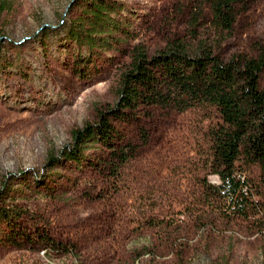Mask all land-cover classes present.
I'll use <instances>...</instances> for the list:
<instances>
[{
	"label": "rangeland",
	"instance_id": "obj_1",
	"mask_svg": "<svg viewBox=\"0 0 264 264\" xmlns=\"http://www.w3.org/2000/svg\"><path fill=\"white\" fill-rule=\"evenodd\" d=\"M9 1L10 12L0 16V190L5 183V204L20 210L26 233L39 229L55 246L0 244V264H264V234L235 230L213 242L209 230L193 227L191 202L205 175L197 162L210 124L196 111L149 109L114 122L125 143L138 148L122 167L98 146L80 169L61 160L53 172L46 167L73 130L117 102L135 47L149 56L179 43L187 53L206 49L223 61L256 57L264 46V0L234 4L230 31L214 26L208 0H115L127 11L133 38L124 53L96 60L86 80L73 74L76 51L64 39L73 0ZM257 176L252 169L250 177ZM140 197H152L155 212L136 213ZM171 218L184 228L177 239L147 224Z\"/></svg>",
	"mask_w": 264,
	"mask_h": 264
},
{
	"label": "trees",
	"instance_id": "obj_2",
	"mask_svg": "<svg viewBox=\"0 0 264 264\" xmlns=\"http://www.w3.org/2000/svg\"><path fill=\"white\" fill-rule=\"evenodd\" d=\"M214 25L230 31L233 5L242 0H208ZM64 39L75 51L72 72L90 78L96 60L109 61L104 54L124 53L133 38L131 21L123 4L115 0H73ZM11 10L9 0H0V16ZM48 31V29H47ZM46 32V31H45ZM46 36V34H45ZM86 54L83 55L82 53ZM264 46L256 57L233 55L223 61L206 49L190 54L179 43L149 56L137 46L121 74L117 102L99 111L95 123L71 132V142L58 157H48L46 167L53 172L60 160L80 169L88 164L86 153L96 146L106 148L118 167L135 157L137 147L125 143L114 122H131L140 113L159 109L183 114L196 111L210 120L205 132L206 146L197 165L205 175L197 182L198 194L189 214L197 231L209 230L211 240L238 230L246 237L264 234ZM214 117V118H213ZM212 120V122H211ZM252 169L257 178L250 177ZM207 176H215L211 183ZM5 183L0 190V244L16 248H54L48 234H27L21 226L20 210L5 204ZM153 197V196H152ZM137 199L135 211L155 212L154 200ZM155 198V197H154ZM195 198V196H193ZM148 226L177 239L184 228L173 219ZM59 246V245H58Z\"/></svg>",
	"mask_w": 264,
	"mask_h": 264
}]
</instances>
